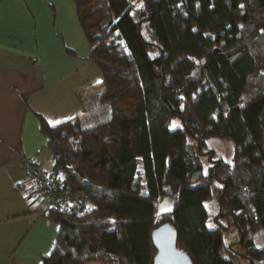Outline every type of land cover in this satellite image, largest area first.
I'll return each mask as SVG.
<instances>
[{"label":"trees","instance_id":"1","mask_svg":"<svg viewBox=\"0 0 264 264\" xmlns=\"http://www.w3.org/2000/svg\"><path fill=\"white\" fill-rule=\"evenodd\" d=\"M72 1L102 79L76 96L81 113L40 122L51 175L91 209L40 212L59 226L42 264H153L151 233L164 223L192 264H264L252 238L264 231V0H180L183 11L175 0ZM211 136L234 152L231 162L210 152L205 174ZM212 181L242 255L206 227ZM166 190L172 208L158 214Z\"/></svg>","mask_w":264,"mask_h":264},{"label":"crops","instance_id":"2","mask_svg":"<svg viewBox=\"0 0 264 264\" xmlns=\"http://www.w3.org/2000/svg\"><path fill=\"white\" fill-rule=\"evenodd\" d=\"M72 0H0V264H42L59 226L40 215L21 155L53 168L42 119L81 113L76 96L101 82Z\"/></svg>","mask_w":264,"mask_h":264},{"label":"rangeland","instance_id":"3","mask_svg":"<svg viewBox=\"0 0 264 264\" xmlns=\"http://www.w3.org/2000/svg\"><path fill=\"white\" fill-rule=\"evenodd\" d=\"M180 11H183V6L180 0H175ZM234 19L239 22L241 20L240 10H236L234 13ZM190 29L195 31V23L190 25ZM176 123L172 124L174 127ZM171 127V128H172ZM210 152L214 153V158H221L226 162H231L234 147L230 140L208 137L205 139V145L201 148V162L203 172L206 174L210 166L209 157ZM219 183L216 181L210 182V198L204 201V206L207 213L206 227L208 229H220L222 232V242L226 247H232V250L237 254H243V248L240 245L241 233L238 226L234 223L233 217L221 213L219 201H218V188ZM174 193L170 190H166V193L162 197L158 204V214L163 212H169L172 208ZM252 238L255 246L258 248L264 247V231L262 229L252 233ZM240 264H250L249 260L245 257L239 258Z\"/></svg>","mask_w":264,"mask_h":264},{"label":"built area","instance_id":"4","mask_svg":"<svg viewBox=\"0 0 264 264\" xmlns=\"http://www.w3.org/2000/svg\"><path fill=\"white\" fill-rule=\"evenodd\" d=\"M22 170L30 188L42 194L41 213L74 212L84 214L91 209L89 196L83 191H72L55 176L42 171L33 158L21 155Z\"/></svg>","mask_w":264,"mask_h":264},{"label":"water","instance_id":"5","mask_svg":"<svg viewBox=\"0 0 264 264\" xmlns=\"http://www.w3.org/2000/svg\"><path fill=\"white\" fill-rule=\"evenodd\" d=\"M151 240L156 250L153 264H192L189 256L177 247V232L164 223L151 233Z\"/></svg>","mask_w":264,"mask_h":264},{"label":"snow or ice","instance_id":"6","mask_svg":"<svg viewBox=\"0 0 264 264\" xmlns=\"http://www.w3.org/2000/svg\"><path fill=\"white\" fill-rule=\"evenodd\" d=\"M240 7H241V8H243L244 6H243V5H241ZM240 27H243V26L241 25ZM262 31H264V30H262Z\"/></svg>","mask_w":264,"mask_h":264}]
</instances>
